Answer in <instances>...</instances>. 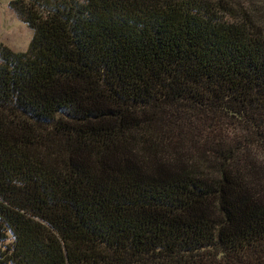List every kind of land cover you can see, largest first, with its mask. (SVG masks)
Masks as SVG:
<instances>
[{
    "label": "trees",
    "instance_id": "obj_1",
    "mask_svg": "<svg viewBox=\"0 0 264 264\" xmlns=\"http://www.w3.org/2000/svg\"><path fill=\"white\" fill-rule=\"evenodd\" d=\"M244 1L10 0L32 38L0 44V264H264Z\"/></svg>",
    "mask_w": 264,
    "mask_h": 264
},
{
    "label": "rangeland",
    "instance_id": "obj_2",
    "mask_svg": "<svg viewBox=\"0 0 264 264\" xmlns=\"http://www.w3.org/2000/svg\"><path fill=\"white\" fill-rule=\"evenodd\" d=\"M9 2L10 0H0V44L13 52L23 53L28 49L32 32L10 9ZM187 128V123H178L175 132L183 134Z\"/></svg>",
    "mask_w": 264,
    "mask_h": 264
}]
</instances>
